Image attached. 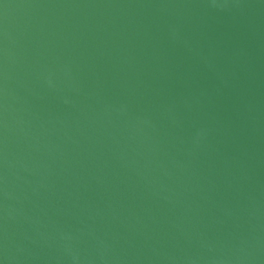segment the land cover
<instances>
[{"label":"water","instance_id":"1","mask_svg":"<svg viewBox=\"0 0 264 264\" xmlns=\"http://www.w3.org/2000/svg\"><path fill=\"white\" fill-rule=\"evenodd\" d=\"M0 264H264V0H0Z\"/></svg>","mask_w":264,"mask_h":264}]
</instances>
